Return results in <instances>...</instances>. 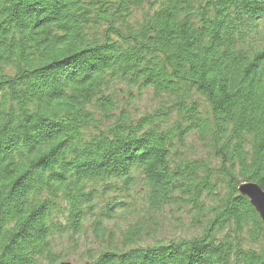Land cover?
<instances>
[{"label":"trees","instance_id":"obj_1","mask_svg":"<svg viewBox=\"0 0 264 264\" xmlns=\"http://www.w3.org/2000/svg\"><path fill=\"white\" fill-rule=\"evenodd\" d=\"M245 181L264 0H0V264H264Z\"/></svg>","mask_w":264,"mask_h":264},{"label":"rangeland","instance_id":"obj_2","mask_svg":"<svg viewBox=\"0 0 264 264\" xmlns=\"http://www.w3.org/2000/svg\"><path fill=\"white\" fill-rule=\"evenodd\" d=\"M150 103L155 104V102H153L152 97L147 94L144 95V101L141 102V107L143 108L144 104L149 105ZM150 107V106H149ZM189 149L192 150H199L198 148V143L194 140V139H189V143H188ZM174 209V207H173ZM180 214V213H178ZM167 217H163V215H156V220L160 222V231H158L156 234L162 236L163 239H167V237H172V238H178L181 235H185L188 233L187 228H188V224H189V215L185 214V212H181L180 216L182 219V223L187 225V228H185V226L183 224H181L179 221H175L174 218H171V216L169 217V215H165ZM166 218V220L163 221V219ZM162 222L165 223V226L162 225ZM121 225L124 224V222H120ZM149 244H151L150 240L147 241ZM69 242H66V244H68ZM146 243H142V245H145ZM260 246L264 247V242L261 241ZM86 247L80 246L79 248H77L76 250H74V252L66 259L62 260V263L64 262H69L71 264H87L86 263V257L84 255V250Z\"/></svg>","mask_w":264,"mask_h":264},{"label":"water","instance_id":"obj_3","mask_svg":"<svg viewBox=\"0 0 264 264\" xmlns=\"http://www.w3.org/2000/svg\"><path fill=\"white\" fill-rule=\"evenodd\" d=\"M238 190L240 194L248 197L250 203L264 221V189L258 183L252 181H245L239 184ZM62 264L71 263L64 262Z\"/></svg>","mask_w":264,"mask_h":264}]
</instances>
